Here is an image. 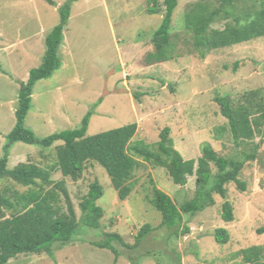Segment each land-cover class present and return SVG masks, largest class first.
Listing matches in <instances>:
<instances>
[{
	"label": "rangeland",
	"instance_id": "374dc122",
	"mask_svg": "<svg viewBox=\"0 0 264 264\" xmlns=\"http://www.w3.org/2000/svg\"><path fill=\"white\" fill-rule=\"evenodd\" d=\"M54 1L55 6L46 0H0V157L6 135L16 122L19 85L27 81L32 68L40 66L45 37L60 21L58 8L66 0ZM198 1L218 3L177 0L172 17L176 57L151 66L144 57L152 50L151 36L163 12L148 14L147 0L74 1L58 47L60 66L49 78L35 83L25 126L41 138L78 127L92 110L87 135L135 122L133 140H143L156 150L159 131L168 126L174 147L184 159H197L204 144L225 157L243 158L257 144L256 157L245 162L239 175L245 190L235 182L226 184L234 220L223 221L225 199L214 193L215 204L194 216L184 215L180 226L186 224L189 230L183 233L179 229L176 235L174 229L160 226V213L149 202L152 185L180 205L193 196L195 175H189L186 185L180 186L165 168L139 158L134 189L121 200L105 169L96 162H87L78 180L64 177L59 170L50 171L57 161L55 147L62 141L47 148L15 142L6 167L26 163L46 168L53 183L46 189L64 179L79 225L69 242L54 243L53 258L45 253L21 254L7 264H244L239 251L264 244V234L256 232L264 225V119L254 140L236 143L215 100L216 95H227L233 105L242 104L245 94L260 89L255 100L264 101V37L216 49L201 59L190 45L192 31L184 27L185 14ZM262 2L240 0L228 10L247 23L251 19L245 13L260 8ZM223 23L221 20L214 25L222 27ZM135 93L142 94L136 99ZM95 180L103 191L97 201L103 216L100 227L91 229L80 221V202ZM5 186L19 193L33 187L10 178L0 182V190ZM57 205L62 208L60 213L67 212L63 193ZM4 213L11 215L10 210ZM143 224H150L152 230L134 246ZM217 227L228 230L227 243L216 242L213 231ZM104 232H115L125 242H113L118 256L92 244Z\"/></svg>",
	"mask_w": 264,
	"mask_h": 264
},
{
	"label": "trees",
	"instance_id": "16d2710c",
	"mask_svg": "<svg viewBox=\"0 0 264 264\" xmlns=\"http://www.w3.org/2000/svg\"><path fill=\"white\" fill-rule=\"evenodd\" d=\"M46 1L50 5H56L54 0ZM74 1L76 0H66L59 6L60 21L45 37L46 48L40 66L32 68L27 81L19 85L15 109L16 122L6 135L7 141L2 147L3 155L0 157V182L10 178L21 185H33V187L28 192L22 193L8 186L0 190V264H7L11 258L21 254L45 253L53 258L54 243L69 242L77 234L79 221L69 201L65 180L62 179L51 189H46L53 184L50 180V171L59 170L64 177L78 180L82 176L86 163L96 162L105 169L111 185L121 200L126 199L134 189V171L139 165V158L154 166L165 168L172 181L180 186L186 185L189 175H195L194 194L180 205H177L169 194L154 183L152 185V197L149 202L160 213V226L174 229L173 232L178 235L179 229L183 233L189 230L186 224L180 226L184 215L194 216L197 212L213 206L214 193L225 199L221 212L223 221L234 220V209L227 199L226 184L235 182L241 190H245V183L240 180L239 175L245 162L254 159L257 154V144L253 145L251 151L245 152L243 158L225 157L214 150L210 144H204L201 155L197 159H184L174 147L171 129L168 126L160 129L159 140L156 142L157 148L152 150L145 141L133 140L137 131L135 122L87 135L92 110L85 114L80 125L74 129L37 137L30 128L25 126L33 87L37 81L49 78L60 66L58 47L63 40V30ZM217 1L218 3L214 5L198 1L185 14L184 27L193 33L190 45L201 59L216 49L264 37V2L261 3L260 8L246 12V18L251 20L242 23L241 18L234 16L228 10L230 5L240 0ZM176 6L177 0H147L148 14L163 12L161 21L151 36L152 50L148 51L144 57L148 66L172 61L176 57V46L172 40V17ZM221 20L224 21L222 27L214 25ZM237 63L238 61H235V64ZM170 86L171 91H174L171 83ZM259 92L260 89L249 91L244 95V103L236 105L232 104L227 95L215 97L220 105L222 116L228 120L236 143L252 141L256 132H260L264 119V101L255 100ZM141 94L135 93L134 97L137 99ZM56 141H62V143L55 147L57 161L49 169L50 171L26 163H20L11 169L6 167L8 153L13 143L23 142L47 148ZM211 164L216 171L212 170ZM62 193L66 197V213H60L62 208L57 205ZM102 194V187L99 181L95 180L89 185L88 192L80 202L82 212L80 221L88 228L100 227L103 209L97 201ZM9 210L11 215L6 217L4 212ZM151 230L150 224L140 226L135 236L134 246H137ZM256 232L259 235L264 234V225L259 226ZM213 236L217 243L225 244L228 242L229 232L225 227H217L213 231ZM113 242L125 245L121 236L115 232H104L102 237L92 244L99 248L110 249L118 256ZM239 254L244 264H264L262 261L264 244L243 248Z\"/></svg>",
	"mask_w": 264,
	"mask_h": 264
}]
</instances>
